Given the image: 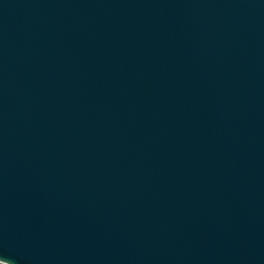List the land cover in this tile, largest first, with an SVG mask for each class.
<instances>
[{
	"label": "water",
	"instance_id": "obj_1",
	"mask_svg": "<svg viewBox=\"0 0 264 264\" xmlns=\"http://www.w3.org/2000/svg\"><path fill=\"white\" fill-rule=\"evenodd\" d=\"M1 264H264V0H0Z\"/></svg>",
	"mask_w": 264,
	"mask_h": 264
},
{
	"label": "rangeland",
	"instance_id": "obj_2",
	"mask_svg": "<svg viewBox=\"0 0 264 264\" xmlns=\"http://www.w3.org/2000/svg\"><path fill=\"white\" fill-rule=\"evenodd\" d=\"M1 264V263H0Z\"/></svg>",
	"mask_w": 264,
	"mask_h": 264
}]
</instances>
